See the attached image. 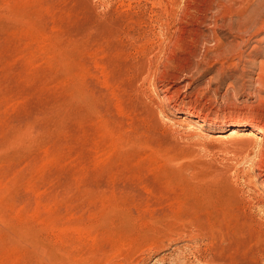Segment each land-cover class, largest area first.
I'll use <instances>...</instances> for the list:
<instances>
[{
    "label": "rangeland",
    "instance_id": "obj_1",
    "mask_svg": "<svg viewBox=\"0 0 264 264\" xmlns=\"http://www.w3.org/2000/svg\"><path fill=\"white\" fill-rule=\"evenodd\" d=\"M244 121L264 0H0V264H264Z\"/></svg>",
    "mask_w": 264,
    "mask_h": 264
},
{
    "label": "bare ground",
    "instance_id": "obj_2",
    "mask_svg": "<svg viewBox=\"0 0 264 264\" xmlns=\"http://www.w3.org/2000/svg\"><path fill=\"white\" fill-rule=\"evenodd\" d=\"M163 93H165V91H163ZM189 116L194 117V115L192 114H190ZM234 126H235L234 129L229 131L228 133L229 136H234V137L238 136L239 130L245 129V130H250V132L247 133L248 136L254 137V139L258 138L257 140L259 142L264 143V124L255 123L254 121H244V122L235 124ZM262 189L264 191V180L262 182Z\"/></svg>",
    "mask_w": 264,
    "mask_h": 264
}]
</instances>
